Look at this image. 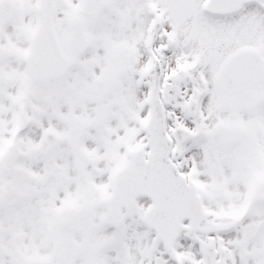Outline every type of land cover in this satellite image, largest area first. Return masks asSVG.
Wrapping results in <instances>:
<instances>
[{"label":"snow or ice","instance_id":"1","mask_svg":"<svg viewBox=\"0 0 264 264\" xmlns=\"http://www.w3.org/2000/svg\"><path fill=\"white\" fill-rule=\"evenodd\" d=\"M0 264H264V0H0Z\"/></svg>","mask_w":264,"mask_h":264}]
</instances>
